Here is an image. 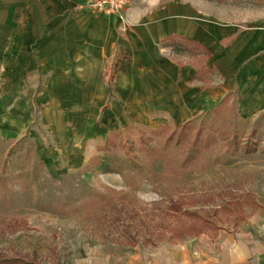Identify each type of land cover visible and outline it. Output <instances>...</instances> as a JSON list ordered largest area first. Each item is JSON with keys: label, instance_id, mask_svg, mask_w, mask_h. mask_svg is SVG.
Instances as JSON below:
<instances>
[{"label": "rangeland", "instance_id": "rangeland-1", "mask_svg": "<svg viewBox=\"0 0 264 264\" xmlns=\"http://www.w3.org/2000/svg\"><path fill=\"white\" fill-rule=\"evenodd\" d=\"M212 12L235 18L236 32L220 38L225 51L264 23V0H222ZM252 40L260 47L240 64L250 74L232 85L226 55L211 70L201 49L162 44L172 63L202 70L201 80L175 84L186 111L147 84L88 85L84 70L0 71L2 255L77 264L103 251L117 263L134 246L233 229L264 211V44ZM9 56L23 62V53Z\"/></svg>", "mask_w": 264, "mask_h": 264}, {"label": "crops", "instance_id": "crops-1", "mask_svg": "<svg viewBox=\"0 0 264 264\" xmlns=\"http://www.w3.org/2000/svg\"><path fill=\"white\" fill-rule=\"evenodd\" d=\"M220 1L128 0L125 18H120L92 11L88 0H0V71L84 70L89 72L88 85L147 84L152 87L148 88L150 93H161L159 97L165 102L179 103L186 111L188 99L174 89L175 84L182 85L189 75L201 80L202 70L172 63L161 54L165 41L176 43L179 39L182 45L187 42L201 49L202 55L208 53L213 67L206 64L205 68L211 70L219 69L220 56L226 55L225 67L231 71L225 75L230 85L250 74L251 69L240 64L251 49L260 47L252 39L261 37L264 44V23H260L244 42L236 39L239 35L233 36L224 51L220 38L236 32L235 18L225 23L218 12H212ZM13 53H23V62L12 61L9 55ZM13 63L18 65L13 67ZM248 63L257 64L255 69L261 67L258 57ZM91 71L97 74L92 77ZM156 100L150 98L151 102ZM116 258L117 263L111 252L93 251L84 259L78 258L77 264H264V211L253 212L233 229L200 232L178 242H162L150 250L134 246Z\"/></svg>", "mask_w": 264, "mask_h": 264}, {"label": "built area", "instance_id": "built-area-1", "mask_svg": "<svg viewBox=\"0 0 264 264\" xmlns=\"http://www.w3.org/2000/svg\"><path fill=\"white\" fill-rule=\"evenodd\" d=\"M128 0H88V7L96 13H112L125 18Z\"/></svg>", "mask_w": 264, "mask_h": 264}, {"label": "trees", "instance_id": "trees-1", "mask_svg": "<svg viewBox=\"0 0 264 264\" xmlns=\"http://www.w3.org/2000/svg\"><path fill=\"white\" fill-rule=\"evenodd\" d=\"M181 206H182L181 201L175 200L172 203H170L169 208H171V210H173V211H177L181 208ZM11 258L12 257L4 255V253L2 255V252L0 251V263L12 261V262H14V264H32L30 261L27 262L26 258H24V260H19V259H15V258L11 259Z\"/></svg>", "mask_w": 264, "mask_h": 264}]
</instances>
